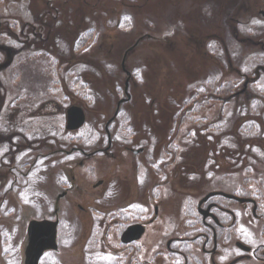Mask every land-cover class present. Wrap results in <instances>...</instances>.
Listing matches in <instances>:
<instances>
[{"label":"rangeland","instance_id":"1","mask_svg":"<svg viewBox=\"0 0 264 264\" xmlns=\"http://www.w3.org/2000/svg\"><path fill=\"white\" fill-rule=\"evenodd\" d=\"M234 1L0 0V264H22L28 222L53 219L56 208L60 253L40 264L166 263L165 241L183 233L184 203L213 190L263 188L264 22L241 14L255 25L239 36L229 31ZM256 1L236 4L250 13ZM137 41L127 60L134 99L115 122V146L147 151H120L116 164H64L60 151L76 144L64 131L65 108L85 109L81 143L96 146L101 122L124 97L121 59ZM247 78V92L237 95ZM71 177L103 201L70 192L55 203ZM97 180L105 185L91 191ZM159 200L173 206L160 207L148 250L120 247L121 226L131 223L113 221L116 208L135 202L150 210ZM244 216L243 229L258 233L260 224ZM113 251L121 256L104 253Z\"/></svg>","mask_w":264,"mask_h":264},{"label":"flooded vegetation","instance_id":"2","mask_svg":"<svg viewBox=\"0 0 264 264\" xmlns=\"http://www.w3.org/2000/svg\"><path fill=\"white\" fill-rule=\"evenodd\" d=\"M233 1V0H232ZM237 1V0H236ZM233 2L230 6V13L228 19H232L231 25L225 21V26L229 31H233L235 35L239 36L240 31L244 26L255 25L251 22H245L239 19L241 14L249 20L259 19L264 22V0H257L259 7L253 12H247L244 7L239 8L240 5ZM255 1L252 2V4ZM240 9V10H239ZM239 10V11H237ZM240 12V13H238ZM255 12V13H254ZM254 13V15H253ZM253 15V16H252ZM236 17V20H234ZM250 25V26H251ZM225 27H222V29ZM252 28V26L250 27ZM138 45V41L129 47L123 55L124 63L121 64V68L124 71V84H123V96L116 99L115 111L105 122H101L100 126L103 129V138H96V146H87L88 142L81 143L84 135L83 127L87 122V112L79 105H71L65 108L66 122L64 123V131L67 134H75L73 140L76 144L69 150L60 151L62 154L63 163H77V168H84V162H90L93 160H100L116 164L115 161L121 162V152L126 151L131 154L132 157L141 156L147 151V146H136L137 148H131L127 144L123 143L125 150L120 146H115V138L117 133H114L115 122L118 120L122 113V107L127 103L133 101V95L131 94L133 89V76L127 69V60L131 52L135 50ZM201 45V44H200ZM258 45V44H257ZM128 55V57H127ZM254 77H258L263 70H256ZM250 79H244L241 83V88L237 92V95H241L247 92ZM116 95V94H115ZM120 97V96H117ZM76 109L83 114L84 125L72 129L73 126L68 125L67 111ZM83 132V133H82ZM81 143V145H79ZM99 145V146H98ZM98 146V147H97ZM92 149L87 151V149ZM120 152V154H119ZM57 154V153H55ZM53 154V155H55ZM45 157V156H44ZM117 163V164H118ZM189 178H196L197 174L193 171L185 172ZM28 175L24 176L27 177ZM74 178L71 177V181L64 182L66 186L61 193L56 197V202L59 203L65 200L70 192L84 195L95 201L101 203V198H98L95 194L88 192V190L81 188L74 183ZM177 184V183H176ZM264 185V181L262 183ZM105 185L104 180H97L92 186L91 191H97ZM155 185V184H154ZM155 185L154 188H156ZM177 189L182 192L183 188ZM247 189V188H246ZM244 187L238 186L232 191L225 190H213L206 192L202 197L198 198L195 203L186 202L183 205L186 217L183 226V233L177 235L171 239L165 241L164 249L167 255L165 264H264V186L262 189H253L247 191ZM177 190V191H178ZM173 203H163L162 200L152 203L151 209H146L141 203L128 202L122 207L116 208L113 212V221L120 222L122 218L130 219L131 224L121 226L122 231L118 234L119 246L123 248L132 249L133 246L138 245L141 251H147L148 248L144 244V240L149 236L151 231L159 229V222L162 215L160 213V207H171ZM75 209L81 215H87L88 210L80 203L75 204ZM54 217L42 220H36L39 222L47 221L56 224V250L45 251L40 258L38 264L42 261L43 257L47 255H57L60 253V241L61 239V221L58 217V209L53 210ZM245 214V216H244ZM243 216L249 218L253 224H260V231L257 233L252 228L244 230L242 225ZM192 219V220H191ZM32 220L27 224V229ZM125 225V226H124ZM151 229V230H150ZM107 255L119 258L121 256L116 252H104ZM55 257V256H54ZM154 261L161 262V260L154 259ZM162 263V264H163ZM141 264H148L143 262Z\"/></svg>","mask_w":264,"mask_h":264},{"label":"water","instance_id":"3","mask_svg":"<svg viewBox=\"0 0 264 264\" xmlns=\"http://www.w3.org/2000/svg\"><path fill=\"white\" fill-rule=\"evenodd\" d=\"M72 121L75 122L72 129L82 125V114L74 109L70 110L68 112V127H71ZM56 249V224L47 221H31L28 227L23 264H38L45 251Z\"/></svg>","mask_w":264,"mask_h":264},{"label":"bare ground","instance_id":"4","mask_svg":"<svg viewBox=\"0 0 264 264\" xmlns=\"http://www.w3.org/2000/svg\"><path fill=\"white\" fill-rule=\"evenodd\" d=\"M124 55H125V54H124ZM127 57H128V55H127ZM123 63H124V56H123L122 59H121V64L123 65ZM123 68H124V67L121 68V72H122V73H124V71H125V69H124V71H123ZM67 114H68V113H67ZM73 117H75V116H73ZM73 117H72V118H73ZM65 122H66V118H65ZM85 122H86V120H85ZM85 122H84V120H83V123H85ZM74 124H75V122L72 121L71 126H74ZM82 125H84V124H82ZM32 221H36V220H32ZM37 222H39V221H37ZM27 236H28V229H27V227H26V238H27ZM24 249H25V247L23 248V252H24Z\"/></svg>","mask_w":264,"mask_h":264}]
</instances>
